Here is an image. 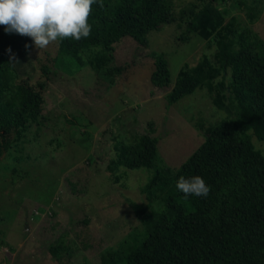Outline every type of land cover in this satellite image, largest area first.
<instances>
[{"label":"trees","instance_id":"16d2710c","mask_svg":"<svg viewBox=\"0 0 264 264\" xmlns=\"http://www.w3.org/2000/svg\"><path fill=\"white\" fill-rule=\"evenodd\" d=\"M227 2L245 10L250 22L261 10L257 0H194L177 15L172 0H102L103 7L92 5L88 38L57 44L54 61L60 68L69 62L72 73L90 65L113 85L124 69L114 64L116 43L130 37L147 46L151 31L180 20L186 28L179 38L186 41L195 33L213 41V57L184 63L170 86L167 59L152 51L150 82L170 87L164 95L168 105L204 88L214 106L232 112L207 127L197 123L205 139L177 168L160 159L156 136L141 133L115 144V158L107 166L112 174L124 166L147 168L151 175L140 188L147 202L128 201L140 223L136 232L101 252L100 264H264V155L247 134L251 130L264 141V40L219 7ZM32 46L30 37L0 25V157L40 123L45 106L48 79L34 80L28 72ZM12 171L20 174L16 167ZM197 175L210 187L208 196L185 198L177 180ZM47 249L61 264H73L62 239Z\"/></svg>","mask_w":264,"mask_h":264},{"label":"rangeland","instance_id":"374dc122","mask_svg":"<svg viewBox=\"0 0 264 264\" xmlns=\"http://www.w3.org/2000/svg\"><path fill=\"white\" fill-rule=\"evenodd\" d=\"M191 1L172 0L176 14ZM257 4L261 10L253 22L231 2L219 7L264 40V0ZM185 28L180 20L163 25L147 35V46L130 37L116 43L114 64L124 69L113 85L90 65L73 67L72 73L69 62L60 68L54 61L57 44L45 50L33 44L28 72L34 80L47 77L45 106L40 123L0 157V264H61L47 249L60 239L69 245L73 264H100L101 252L136 232L140 223L128 201L147 202L140 188L151 175L147 168L124 166L112 174L107 166L115 144L141 133L156 136L160 159L177 168L205 139L202 127L229 117L232 112L214 106L204 88L168 105L164 95L170 87L150 82L152 51L167 59L170 86L184 63L213 57V41L195 33L179 38ZM247 134L264 155V141L251 130Z\"/></svg>","mask_w":264,"mask_h":264},{"label":"clouds","instance_id":"9594fccd","mask_svg":"<svg viewBox=\"0 0 264 264\" xmlns=\"http://www.w3.org/2000/svg\"><path fill=\"white\" fill-rule=\"evenodd\" d=\"M98 2L103 7L102 0H0V25L6 32L30 37L36 48L45 50L64 39L88 38L91 35L88 19L92 5ZM9 59L15 61L13 56ZM175 186L185 198L207 197L210 192L198 175L180 176Z\"/></svg>","mask_w":264,"mask_h":264}]
</instances>
